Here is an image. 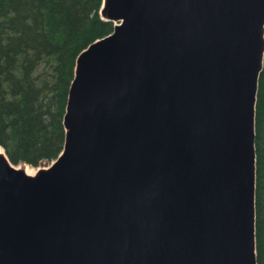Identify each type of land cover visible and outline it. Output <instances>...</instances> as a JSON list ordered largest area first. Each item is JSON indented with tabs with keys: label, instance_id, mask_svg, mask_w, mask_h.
Returning <instances> with one entry per match:
<instances>
[{
	"label": "water",
	"instance_id": "water-1",
	"mask_svg": "<svg viewBox=\"0 0 264 264\" xmlns=\"http://www.w3.org/2000/svg\"><path fill=\"white\" fill-rule=\"evenodd\" d=\"M99 17L113 30L76 59L59 156L29 175L0 147V264H257L264 0Z\"/></svg>",
	"mask_w": 264,
	"mask_h": 264
},
{
	"label": "trees",
	"instance_id": "trees-1",
	"mask_svg": "<svg viewBox=\"0 0 264 264\" xmlns=\"http://www.w3.org/2000/svg\"><path fill=\"white\" fill-rule=\"evenodd\" d=\"M102 0H0V147L37 168L63 149V115L78 55L113 30ZM255 239L264 264V66L255 111Z\"/></svg>",
	"mask_w": 264,
	"mask_h": 264
},
{
	"label": "bare ground",
	"instance_id": "bare-ground-1",
	"mask_svg": "<svg viewBox=\"0 0 264 264\" xmlns=\"http://www.w3.org/2000/svg\"><path fill=\"white\" fill-rule=\"evenodd\" d=\"M0 154H3V151H2L1 148H0ZM25 171H26V173L29 174V175H32V174L35 172V170H33V169L30 168V167H25Z\"/></svg>",
	"mask_w": 264,
	"mask_h": 264
},
{
	"label": "rangeland",
	"instance_id": "rangeland-1",
	"mask_svg": "<svg viewBox=\"0 0 264 264\" xmlns=\"http://www.w3.org/2000/svg\"><path fill=\"white\" fill-rule=\"evenodd\" d=\"M19 165H20V164H19ZM43 166H44V165H43ZM43 166H42V167H43ZM45 166H47V165H45ZM45 166H44V167H45ZM30 168H31V167H30ZM32 169H34V168H32Z\"/></svg>",
	"mask_w": 264,
	"mask_h": 264
}]
</instances>
